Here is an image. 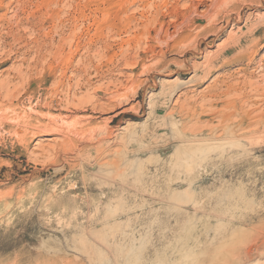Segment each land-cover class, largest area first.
<instances>
[{
    "label": "rangeland",
    "instance_id": "374dc122",
    "mask_svg": "<svg viewBox=\"0 0 264 264\" xmlns=\"http://www.w3.org/2000/svg\"><path fill=\"white\" fill-rule=\"evenodd\" d=\"M234 1L192 53L133 39L160 0H0V264H264V41L214 59L264 2Z\"/></svg>",
    "mask_w": 264,
    "mask_h": 264
},
{
    "label": "bare ground",
    "instance_id": "6f19581e",
    "mask_svg": "<svg viewBox=\"0 0 264 264\" xmlns=\"http://www.w3.org/2000/svg\"><path fill=\"white\" fill-rule=\"evenodd\" d=\"M160 1H161V3L159 2L160 5L158 4L159 6H155L153 9L155 12H154V16L152 18L149 19L146 16L145 17L142 16L146 22V23H144V21H143V23L145 24L144 28L142 29L143 31L139 30V35H135V36L133 35L134 36L133 39L134 40L136 39L138 43H140V41H139L140 37H142V38L144 37L143 40L146 39L147 41H149L151 43V41L154 40V38H153L154 36L152 37L153 34H155L157 36V39H160V37L163 33L165 36L167 35L169 28L176 29L177 27L181 26V33L179 36H177V38L173 42H171L172 43L171 47L174 49H177L179 47L181 48V46H182L185 49L192 50V53H197L199 51L202 52V50L200 48L202 45L205 44V41L208 39V38H206L207 35L211 34L213 36H216L215 38H218V36H220L224 32V28H218L217 29V27H216V21L218 19H221V21H223L225 25L226 24L229 25L231 22H235V21L239 22L242 19V9L240 8V6L236 7V3L238 1L230 2V0H216L213 5L211 4L212 10L207 16H204L201 19H199V18L198 19L197 18L196 19H190L189 21H187V23H185V19L188 18L186 16L187 12L186 13H184V11L181 12L179 8L175 7V5L169 6L170 3H168L165 0H160ZM260 2L262 3V2H264V0H241L240 5L242 6V4H245L246 6L247 5L250 6L252 4V5L258 6V4H260ZM155 4H157V3H155ZM159 9H161V10H159ZM223 12H226L227 15L224 16ZM168 18L169 19L171 18V20L172 19L173 20L169 22V21H167ZM203 21L204 22L207 21V25L205 27H203L201 31L195 32L194 31L195 29L196 30L200 29V26H198V24L203 22ZM232 25H234V24H232ZM165 27L167 28V30L164 29ZM225 28H226V26H225ZM237 30H239V29L237 28ZM193 32H195V33H193ZM241 32H242V30L240 31V33ZM119 34H121V33H119ZM214 40H211L210 43H208V44H214ZM154 41H156V40H154ZM263 41H264V15H262L261 19H259V23L257 25H255V27L252 30H250L249 35H243L240 37H234L233 35L229 36L227 43H225L224 45L219 47L218 51L216 52V57H214V59L215 60L221 59V60H224L226 62H230L231 60H235V59L241 60L242 57H238L239 52L241 50H243L246 46H250L252 51H253L256 47L261 45ZM168 46H169V43L166 42V48H168ZM169 48H170V46H169ZM251 49H250V51H251ZM75 51H77V50H75ZM187 51H189V50H187ZM250 55H251V53L249 52L247 57H250ZM187 67H190V66H187ZM215 92H217V91L215 90ZM218 93H219V91H218ZM221 94H223V93H221ZM221 94H220L219 98L222 96ZM215 97H216V95H215ZM2 112L0 113L1 117L7 118L8 116H6V114H3ZM4 112H5V110H4ZM15 120H16V118H15ZM55 122H57V119H50L49 123L44 124V125H41V123L39 121H37L36 124H31L29 122L28 124H26V126L24 128H26L27 130H32L31 132H33L35 135L39 134V133L44 134V133H48V132L54 133V131L60 132V130L63 129L62 128L63 126H62V124L59 125V121L57 122V125L55 124ZM61 122H63V121H61ZM25 132H26V130H25ZM15 134H16V132H15ZM19 134H20V132H19Z\"/></svg>",
    "mask_w": 264,
    "mask_h": 264
}]
</instances>
